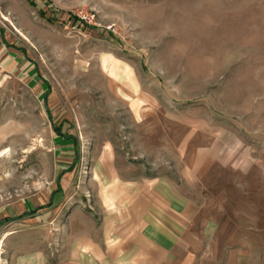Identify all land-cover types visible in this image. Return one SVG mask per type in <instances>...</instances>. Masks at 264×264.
<instances>
[{
	"label": "rangeland",
	"instance_id": "rangeland-1",
	"mask_svg": "<svg viewBox=\"0 0 264 264\" xmlns=\"http://www.w3.org/2000/svg\"><path fill=\"white\" fill-rule=\"evenodd\" d=\"M0 39L20 62L0 70V264H64L44 192L74 171L60 203L100 218L106 157L119 178L241 208L233 180L249 181L224 167L264 157V0H0Z\"/></svg>",
	"mask_w": 264,
	"mask_h": 264
},
{
	"label": "crops",
	"instance_id": "crops-1",
	"mask_svg": "<svg viewBox=\"0 0 264 264\" xmlns=\"http://www.w3.org/2000/svg\"><path fill=\"white\" fill-rule=\"evenodd\" d=\"M5 45L0 39V70L17 73L18 56ZM105 159L90 181L100 218L60 203L61 190L74 171L63 172V180L57 176L55 184L61 190L51 191V196L44 192V222L53 219L57 227L64 225L57 233L68 236L62 249L67 252L64 264H264V157L222 166L234 178L249 181L244 188L233 180L239 210L225 208V197L218 207L201 197L198 206L163 179L119 178L114 163ZM65 217L70 219L67 226ZM10 262L46 264L33 251Z\"/></svg>",
	"mask_w": 264,
	"mask_h": 264
},
{
	"label": "trees",
	"instance_id": "trees-1",
	"mask_svg": "<svg viewBox=\"0 0 264 264\" xmlns=\"http://www.w3.org/2000/svg\"><path fill=\"white\" fill-rule=\"evenodd\" d=\"M70 18H71V17H70ZM76 21H77V18H76V17H73V18H72V22L75 24ZM77 26H80V27H82V28L88 27L87 24H83L82 22H78V23H77ZM54 131H55L56 133H58V135L60 134V131H59L58 129L54 128ZM60 135H61V134H60ZM63 137L66 138V139H70V138H67V137L64 136V135H63Z\"/></svg>",
	"mask_w": 264,
	"mask_h": 264
},
{
	"label": "built area",
	"instance_id": "built-area-1",
	"mask_svg": "<svg viewBox=\"0 0 264 264\" xmlns=\"http://www.w3.org/2000/svg\"><path fill=\"white\" fill-rule=\"evenodd\" d=\"M76 18H77V22H82L83 24L90 23V18L87 16H83L81 14H78Z\"/></svg>",
	"mask_w": 264,
	"mask_h": 264
}]
</instances>
